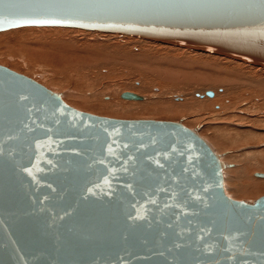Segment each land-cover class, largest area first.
I'll return each mask as SVG.
<instances>
[{"label":"water","instance_id":"1","mask_svg":"<svg viewBox=\"0 0 264 264\" xmlns=\"http://www.w3.org/2000/svg\"><path fill=\"white\" fill-rule=\"evenodd\" d=\"M20 27L126 35L264 67L261 0H0V32ZM224 167L195 129L83 113L0 66V264H79L56 259L59 232L79 237L71 250L91 264H264V196L229 199Z\"/></svg>","mask_w":264,"mask_h":264},{"label":"rangeland","instance_id":"2","mask_svg":"<svg viewBox=\"0 0 264 264\" xmlns=\"http://www.w3.org/2000/svg\"><path fill=\"white\" fill-rule=\"evenodd\" d=\"M0 66L36 81L84 113L197 129L225 165L226 195L247 204L264 196V179L254 175L264 173V67L65 27L0 32ZM124 92L143 100L122 99ZM102 104L103 109L95 107Z\"/></svg>","mask_w":264,"mask_h":264},{"label":"bare ground","instance_id":"3","mask_svg":"<svg viewBox=\"0 0 264 264\" xmlns=\"http://www.w3.org/2000/svg\"><path fill=\"white\" fill-rule=\"evenodd\" d=\"M138 23H140V24H146L145 22H138ZM21 28V27H20ZM16 29V28H15ZM9 30H11V29H9ZM4 31H8V30H4ZM4 31H1V32H4ZM108 34H110V33H108ZM126 36V35H125ZM149 41H151V40H149ZM154 42H158V41H154ZM159 43H164V44H167V45H171V46H177V47H180V48H184V49H188V50H194V51H198V52H202V53H211V54H215V53H213V52H209V51H204V50H202V51H200V50H197V49H193V48H189V47H186V46H182V45H178V44H172V43H165V42H159ZM215 55H217V56H221V57H224V58H229L230 59V57H227V56H223V55H219V54H215ZM232 59V58H231ZM233 60H236V59H233ZM236 61H239V60H236ZM241 62H243V61H241ZM243 63H246V62H243ZM247 64H250V63H247ZM251 65H253V66H255L254 64H251ZM256 66H258V65H256ZM261 67H263V66H261ZM56 69V68H55ZM59 71V70H58ZM14 72V71H13ZM16 73V72H15ZM18 74V73H17ZM21 75V74H20ZM23 76V75H22ZM26 77V76H25ZM28 78V77H27ZM30 79V78H29ZM32 80V79H31ZM34 81V80H33ZM36 82V81H35ZM37 83V82H36ZM39 84V83H38ZM44 87V86H43ZM47 89V88H46ZM49 90V89H48ZM52 92V91H51ZM59 95V94H58ZM60 96V95H59ZM207 96V95H206ZM212 96H213V93H212ZM211 96V97H212ZM223 96V95H222ZM104 98V97H103ZM223 98V97H222ZM60 99L62 100V97L60 96ZM76 99V98H75ZM81 99V98H80ZM70 100H72V99H70ZM107 100V99H106ZM142 100H143V98L141 97V100H139V101H141L142 102ZM132 101H134V100H132ZM62 102H64L63 100H62ZM76 103H77V101H75ZM65 103V102H64ZM82 103V105H84L86 108H94V105H88L87 103L88 102H85V101H82L81 102ZM66 104V103H65ZM73 105H74V102L72 103ZM78 104V103H77ZM67 105V104H66ZM81 105V106H82ZM100 105V104H99ZM99 105H96L95 107H98V108H104V104H102V107H100ZM105 105H108L107 103L105 104ZM68 106V105H67ZM75 106V105H74ZM79 106V105H78ZM80 106V107H81ZM70 107V106H69ZM76 107V106H75ZM84 107V108H85ZM72 108V107H71ZM127 107H125V109H126ZM74 109V108H73ZM95 109V108H94ZM106 109V108H105ZM108 109V108H107ZM120 109V108H119ZM76 110V109H75ZM83 110V109H82ZM90 110V109H89ZM92 110V109H91ZM118 110V109H117ZM87 111V110H86ZM101 111V110H100ZM119 111V110H118ZM81 112V111H80ZM124 112V111H123ZM156 112L158 113V110H156ZM84 113V112H83ZM157 113H155V114H157ZM88 114V113H87ZM119 114H120V112H119ZM92 115V114H91ZM158 115V114H157ZM96 116V115H95ZM98 117H100V116H98ZM104 118H106V117H104ZM110 119H112V118H110ZM117 120H120V119H117ZM153 121H156V120H153ZM163 122H168V121H163ZM181 124V123H180ZM182 125V124H181ZM183 126V125H182ZM185 127V126H184ZM186 128V127H185ZM187 129H189V128H187ZM190 130H193V129H190ZM196 131H197V134H198V130L197 129H195ZM199 135V134H198ZM200 136V135H199ZM201 137V136H200ZM202 138V137H201ZM203 139V138H202ZM204 140V139H203ZM206 141V140H205ZM207 142V141H206ZM208 143V142H207ZM209 144V143H208ZM210 145V144H209ZM211 146V145H210ZM211 148H212V146H211ZM213 149V148H212ZM213 151H214V149H213ZM214 153L216 154V152L214 151ZM218 155V154H217ZM219 156V160L221 161V156L220 155H218ZM222 162V161H221ZM225 168V167H224ZM223 168V169H224ZM223 169H222V171H223ZM221 174H222V178H223V172H221ZM257 178H259L260 179V177H257ZM261 179H264V178H261ZM223 187H224V179H223ZM224 193H225V195H226V192H225V187H224ZM227 196V195H226ZM228 197V196H227ZM229 198V197H228ZM103 198L101 197V198H99V200H102ZM229 199H231V198H229ZM231 200H233V199H231ZM234 201H236V200H234ZM239 202H242V201H239ZM245 203V202H244ZM247 204V203H246ZM32 225V224H31ZM66 232H59V233H55V234H57V235H54V237L55 238H58V239H56V243H57V245H58V247H57V249H56V251L57 252H59V254H58V257L56 258L58 261L59 260H62V261H64V262H66V261H68L69 259L68 258H66V256L68 255V254H75L77 257H78V260H79V264H80V262L82 263V264H91V263H89L90 261H88V259L85 257V255H83L82 253H80L79 251H76V252H72V250H71V247H72V245L71 244H75V243H77V241H75L76 239H78L79 237H76V236H74L73 234H65ZM75 239V240H74ZM71 243V244H70ZM67 247H68V249H67ZM128 247V246H127ZM50 262H54V259H51L50 260Z\"/></svg>","mask_w":264,"mask_h":264},{"label":"snow or ice","instance_id":"4","mask_svg":"<svg viewBox=\"0 0 264 264\" xmlns=\"http://www.w3.org/2000/svg\"><path fill=\"white\" fill-rule=\"evenodd\" d=\"M262 3H264V0H261ZM44 22V21H41ZM47 22H56V21H47Z\"/></svg>","mask_w":264,"mask_h":264}]
</instances>
